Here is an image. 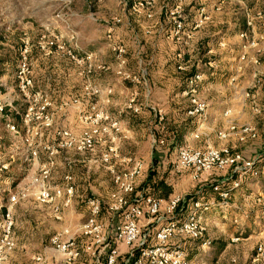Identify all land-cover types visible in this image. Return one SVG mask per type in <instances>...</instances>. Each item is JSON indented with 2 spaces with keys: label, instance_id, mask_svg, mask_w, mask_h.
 Returning <instances> with one entry per match:
<instances>
[{
  "label": "rangeland",
  "instance_id": "rangeland-1",
  "mask_svg": "<svg viewBox=\"0 0 264 264\" xmlns=\"http://www.w3.org/2000/svg\"><path fill=\"white\" fill-rule=\"evenodd\" d=\"M202 9L206 19L197 26ZM178 21L181 28L176 31ZM244 22L249 28L246 35L237 30ZM117 45L125 48L121 58L124 63L116 57L113 48ZM24 48L34 94L28 99L19 90L18 78L20 53ZM88 55L96 65L93 69L88 62L92 66L88 77L92 84L104 85L99 87L108 94L106 107L102 105L104 94L96 97L85 94L86 78L78 74L84 70L83 61ZM139 68L147 71L146 84L134 85L124 78V71L137 73ZM184 72H190V77L202 75L196 95L207 103V114L205 117L194 115L189 125L177 126L180 143L172 145L170 150L165 148L169 151L166 166L173 174H168L167 170L164 177L168 175L167 182H171L173 191L183 198L198 195L210 185L213 189L217 186L219 190L230 191L227 205H212L201 212L200 239L182 238L188 259L194 264H258L254 260L255 247L264 243V165L259 166L256 177L228 168L216 170L198 182L189 171H175L173 161L179 147L207 144L224 149L230 155L250 159L264 157V0H0V102L7 96L11 103L8 108L19 112L21 121L27 107L33 105L29 128L42 133L48 129L45 135H52L53 128V132L66 129L74 135L88 129L90 124L84 123L83 117L91 113L92 102H97L120 126L121 120H127L128 116L139 124L136 132L147 134L148 106L143 110L146 112L143 122L134 114L122 111L129 100L135 98L134 90L138 91L136 102L143 106L152 104L150 98L162 105L160 113L158 108L156 113L162 117L158 126L164 122L178 125L187 116L193 117L188 111L186 115L181 113L188 103L191 107L192 97L189 82L183 81ZM54 84L59 92L50 90ZM183 85L186 88L177 92V87L183 88ZM150 88L154 89L152 95H149ZM75 99L79 103H75ZM43 103L48 104L44 114L51 119L49 126L44 125L45 120L39 113ZM227 109L230 113L224 115ZM4 118L0 116V134L7 138L6 150L16 158L11 159V168L0 169L4 178L0 182V204L10 196H19L16 190L20 185L24 187L26 198L35 199L42 178L31 152L36 150L40 159L46 160L45 142L35 138L33 144H28L23 136L7 133ZM230 124H235L238 131L249 127L254 135L233 133L225 139L215 136ZM19 130L23 133V123ZM196 130L200 134L198 139L192 137ZM128 139L125 140H131ZM126 147L129 149L132 145L126 144ZM148 149L141 148L140 153L146 155ZM76 154L73 150L60 149L51 156L48 185L63 182L60 175L70 174L68 168ZM131 162L112 163L119 171ZM11 180L16 182L15 191L4 190L11 188ZM233 182L239 185L233 188ZM203 196L216 198L211 191ZM168 218L164 216L160 225L154 221L148 230L141 228L142 234L149 233L148 246L153 243L155 231ZM203 240L210 243L203 245ZM222 243L225 245L219 250ZM130 261L127 259L125 264Z\"/></svg>",
  "mask_w": 264,
  "mask_h": 264
},
{
  "label": "built area",
  "instance_id": "built-area-1",
  "mask_svg": "<svg viewBox=\"0 0 264 264\" xmlns=\"http://www.w3.org/2000/svg\"><path fill=\"white\" fill-rule=\"evenodd\" d=\"M141 4V3H140ZM206 19L205 12L202 9L197 18L196 25H201ZM176 31L181 28L180 21L176 24ZM246 35V32H243ZM52 44V43H50ZM116 57L120 59V63H124V59H121L125 53V48L122 45L114 46ZM27 49L24 48L20 53L19 63V90L24 98H30L32 94V80L28 76V63H27ZM88 58V57H87ZM80 61V60H79ZM91 65L88 63L86 68L81 74L86 78V84L84 85V91L87 96L96 97L101 93L99 86L91 83L89 75L92 72ZM181 68V66H178ZM123 76L126 80L132 84H146L147 71L145 68H139L137 73L124 71ZM202 75L196 74L188 80L190 86V103L191 107L188 113L191 115H198L205 117L207 114L208 105L202 101L197 95V86L201 81ZM134 93H136L134 91ZM134 100V99H133ZM132 100V101H133ZM75 103H79L78 99L74 100ZM11 106V103L0 102V116L7 115L3 113L4 107ZM48 104L43 103L40 107L39 113L43 116L45 126L51 124L49 115L45 112V108ZM10 109V108H9ZM90 114L83 117L84 123L90 124V127L82 131L78 135L72 134L66 129L55 130L53 141L45 143L43 148L47 150L48 157L46 160H42L39 164V173L41 175V183L35 194V200L51 204L52 212L56 219L61 218L62 208L70 206L73 197V185L72 176L66 174L63 177V184L50 186L47 183V179L51 172V165L53 159L51 156L58 153L60 149L73 150L75 153L91 152L95 149L97 144L104 143L105 138L111 135V132L119 131V122L109 118L108 114L102 110L97 102H92L89 105ZM33 105H29L22 116L23 133L15 127L9 120L5 121L4 127L6 131L13 135L19 134L24 137L25 142L33 144L35 138L40 139L42 132L34 127L29 128V122L33 114ZM138 108H135L137 111ZM160 113V110H158ZM230 110H226L224 115H229ZM161 119L162 117L159 116ZM199 130L192 135L194 139H198L200 136ZM253 130L249 127L237 130L235 124H230L225 130L218 131L215 136L219 139H225L227 136L233 133L250 134L254 135ZM242 138V137H241ZM3 135L0 134V169L1 167L6 169L8 164L3 161ZM40 142V141H38ZM156 143L163 145V140H156ZM33 158L36 161L39 160L40 155H37L36 150L31 152ZM118 155L112 149L103 152L100 160L106 164L112 173L113 183L116 186L115 192L112 193L114 203L110 205V210H124L123 219L118 222L115 227L116 239L123 241L126 245H136L138 248V255L131 258L130 264H194L187 257V252L183 248V239L189 238L192 240L200 239L202 236L203 225L201 223V212L208 210L212 205H227L229 199V190H219L216 186L214 188L216 198L204 199L199 197L190 203L188 210L184 217H177L178 211L181 209V203L183 197L179 194H174L167 200L156 197L154 195H146L142 197L138 202L128 204L127 195L134 191V181L140 166L135 165L130 170L116 171L110 161L112 157ZM256 159L245 158L238 154L230 155L226 150L217 149L216 147L207 144L204 147H192L191 145L181 146L177 150V159L174 165V170L190 171L191 177L194 180H199L203 173L211 172L213 170L224 171L228 168H232L233 171L242 172V174L249 173L250 176L256 177L259 173V166L255 163ZM1 178V174H0ZM0 182L1 179H0ZM239 182H233V188L237 187ZM61 199V204H56V200ZM16 195L10 196L8 202L15 201ZM86 204L89 207V217L86 223L83 225L82 232L85 235H91L94 244L103 245L105 241L104 237V225L97 222V216L100 212V202L95 198H88ZM148 216L154 218L156 221H161L164 216L169 217L166 223L155 231L152 236L153 243L148 246L146 244V235L141 232V228L137 223V219L141 216ZM13 220L11 217L10 206L5 205V211L0 220V264H10L9 254L14 247V239L12 236ZM64 233H67L65 231ZM237 239V238H232ZM52 245H55L59 250L66 254L64 264H73L75 258L79 256V250L77 249L72 239H67L66 242L59 240V234L54 235L51 238ZM210 242L203 240L202 244L207 245ZM105 248L108 246L103 245ZM91 247H87L90 250ZM117 258V251L115 248H109L105 257V264H115ZM254 260L258 264H264V243H258L255 247ZM45 257L38 255L35 257L33 264H44Z\"/></svg>",
  "mask_w": 264,
  "mask_h": 264
},
{
  "label": "crops",
  "instance_id": "crops-1",
  "mask_svg": "<svg viewBox=\"0 0 264 264\" xmlns=\"http://www.w3.org/2000/svg\"><path fill=\"white\" fill-rule=\"evenodd\" d=\"M90 57L91 56L88 55L87 60L83 61V63L87 64L88 62H90L92 64V62L90 61ZM85 64V67H83V69L86 68ZM92 65L94 69L96 65L94 63ZM104 66L105 65H102V67ZM104 68L107 69L108 66H105ZM78 74H81V72L78 71ZM100 85L103 84L100 83L99 86ZM54 86H56V84H54L52 86L53 88H51L50 90L55 93L58 91V88ZM134 91L136 92H133V94L136 95L134 100L133 98H131L126 106H124V109L122 111H127V113L130 112L134 114L137 119L143 122L146 121V112L143 110L148 106V108L146 109L148 110V133L143 135L136 132V128L137 126H139V124H135L134 121H131L127 116V120H121L119 131L114 135L106 137L104 143L97 144L95 149L91 152L76 154L77 156L72 160V166H69L68 168V172L72 176L74 193L70 206L67 208H62L60 219L55 218L52 212L51 204L41 203L35 199L26 198L27 196L25 197V193H23V185H20L16 190V192L20 193V195L16 197L15 201L10 202V204L8 201L4 203L6 206H10L11 217L13 220L12 236L14 239V247L9 254L10 264H33L35 257L38 255H42L45 257L44 264H64L66 254L51 243V238L56 234H59V240L61 242H66L68 238L74 241L77 249L79 250V256L75 258L73 264H105V257L109 248H115L117 251L115 264H125L127 259H130L134 256L136 245L129 246L126 245L123 241L116 239L114 227L118 222L122 221L124 210H110V205L115 201L112 197V193L115 192L117 188L113 183L112 173L110 169L100 160L101 154L108 151V149H112L114 152H116L118 156L112 157L110 161V164H112L113 167V161H124L128 163L132 161L130 166L125 167L124 170L119 171L130 170L135 167V165L139 164L140 169L135 176L134 181L135 192L132 195H127L128 204L136 203L142 197H144V188L142 186L145 182L147 171L153 167L152 160L154 157V152L155 155H157L156 157L160 160L159 162L161 163V165H158L155 168L159 173V176L164 177L167 170L168 174L172 172L171 169H168L166 166V163H168L167 155H169L168 151H166L167 148L165 147L166 150L163 147L158 148V146L162 145L156 143L157 139L154 134V129L158 127L160 120V118L156 114L157 108L158 110H160V108L163 107L160 103L145 104V106H143L144 104L136 102L138 91ZM101 94H104L105 97L104 104L102 103V105L106 107L109 103L108 94H106L103 89H101ZM3 99V103H10V101L7 100V96H4ZM135 108H138V110L135 111ZM57 110H61L60 106L57 107ZM4 117H6L4 118V122L9 120L7 115H5ZM53 117L54 115L52 116V118ZM141 118L143 120H141ZM156 118H158L157 121ZM149 123H152L153 126L151 127ZM72 128L70 129L72 130ZM54 129L55 128H53L52 131L50 129L52 135H45L44 132L48 129H44V132L40 137L41 140H43L45 143L52 142L55 133V131L53 132ZM72 131H74V128ZM132 136H134L135 138ZM3 137L2 159L8 164V167H10L13 161L11 159H15L16 157L13 156L12 153H9L10 150H6L8 148L6 146L7 138H5L4 135ZM126 138H131V140L127 141L125 140ZM126 144H131L132 147L128 149L126 147ZM137 147L139 149H137ZM145 147L149 149L146 151V155H142L140 153L141 148L145 149ZM105 148H107V150H105ZM143 158L145 159L144 161ZM176 159L177 156L175 157V160L173 162H176ZM40 162H42V159L39 158L37 163ZM214 172H216V170L203 173L199 180H193L198 182L202 181V179H205L204 176H207L208 174L210 175ZM171 174H173V172ZM63 175L64 174H61L60 177L65 176ZM167 177L168 175L164 177L165 181H168ZM60 184H63V182H55L54 185ZM4 190L12 192L13 190L15 191V188L14 186H12L11 188H4ZM174 194L177 193L173 191L172 195ZM172 195H170L169 197H171ZM198 195H200V191L198 192ZM203 197L204 199L214 198L209 196ZM88 198H95L100 202V212L96 219L97 222L104 225V244L105 246L108 245L106 248L103 246L104 244H94L92 236L85 235L82 232L83 225L86 223L87 218L89 217V207L86 204V200ZM168 198L162 199L167 200ZM61 203V199L56 200V204ZM154 221H156L154 218H150L146 215L141 216L137 219L138 225L143 230H148L150 226L153 225ZM160 224L161 222H159L158 225ZM65 231H67V233H64ZM144 234L146 235L145 241H147L149 238V233ZM89 246L91 247V249L87 250V247Z\"/></svg>",
  "mask_w": 264,
  "mask_h": 264
},
{
  "label": "trees",
  "instance_id": "trees-1",
  "mask_svg": "<svg viewBox=\"0 0 264 264\" xmlns=\"http://www.w3.org/2000/svg\"><path fill=\"white\" fill-rule=\"evenodd\" d=\"M237 30H238V32L240 31L242 33L243 32L248 33L249 28L246 26V23L244 22L241 26H239V28H237ZM150 71H152V69ZM151 73L149 75H151ZM183 75L185 76L184 79H183V81H185V82H187L192 77V76L190 77V75H191L190 72H187V73L184 72ZM149 81H150V79H149ZM149 85H150L151 88H153V86L151 85V81H150ZM182 87L183 88H178L177 87V89H178L177 92H179L181 89L183 90V89L186 88L184 85ZM151 88H150L149 95H152L154 93L153 92L154 89H151ZM149 101H150V103L152 102V104H157L158 103V101L155 98H154V100H152L150 98ZM189 109H190V106H189V103H188L187 105H185L181 109V113L186 115V113H187V111ZM3 111H4L3 113L7 114L9 121L12 124H14L17 129H21L22 121L20 119L19 112H16L14 110L10 111L7 106L4 107ZM194 118H195L194 115H193V117L187 116V119L182 121V122H180L178 125H173L170 122H164L163 124H161L160 126H158L157 128L154 129V134H155L156 139L157 140H163L164 141V144H163L164 148L166 147L168 150H170L172 145H178L180 143V140H181L180 133L176 132V130H175V129H177V126L181 128L183 126L189 125V122L191 120H193ZM163 146H160V147H163ZM156 156L157 155H155V152H154V157H153V160H152L153 167L150 168L147 171L146 179H145V182H144V184L142 186L144 188V190H143L144 194L143 195L144 196H146V195H154V196L159 197V198H168L170 195L173 194V188H172V185L170 183H168L167 181L164 180V177L159 176V173L155 169L156 168L155 166H156V164L158 162V158ZM245 158H248V157H245ZM255 163H256L257 166H263L264 165V157H261V158L257 157ZM159 165H161L160 162H159ZM0 179H1V181H3L4 178H0ZM15 183L16 182L14 180H11V187L14 186ZM204 189H205V191L204 190L200 191V195L195 194V196H193V197L192 196H185V198H183V201L181 203V209H180V211H178V214L182 213V215H183L188 210L190 203H192L194 200H196L199 197H203L201 195H205L208 191H211L212 193L215 194V190L213 189V187L211 185L210 186H205ZM134 192L135 191H133L131 193V195L134 194ZM4 211H5V204L2 203L0 205V213L3 214ZM187 239H189V238H187ZM189 240H192V239H189ZM184 245H185V243H183V248L186 250L187 248H185ZM224 245L225 244L222 243L220 245L219 250H221L224 247ZM186 252H187V250H186ZM138 253H139V250L137 248L135 250V252H134V256L138 255ZM188 255L189 254H187V257H188Z\"/></svg>",
  "mask_w": 264,
  "mask_h": 264
}]
</instances>
